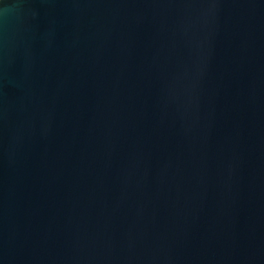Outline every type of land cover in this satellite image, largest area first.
Instances as JSON below:
<instances>
[{
    "label": "water",
    "instance_id": "1",
    "mask_svg": "<svg viewBox=\"0 0 264 264\" xmlns=\"http://www.w3.org/2000/svg\"><path fill=\"white\" fill-rule=\"evenodd\" d=\"M0 264H264V0H0Z\"/></svg>",
    "mask_w": 264,
    "mask_h": 264
}]
</instances>
